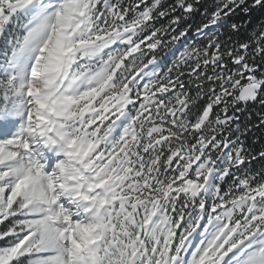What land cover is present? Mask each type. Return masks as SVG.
Listing matches in <instances>:
<instances>
[{
    "label": "snow or ice",
    "instance_id": "snow-or-ice-1",
    "mask_svg": "<svg viewBox=\"0 0 264 264\" xmlns=\"http://www.w3.org/2000/svg\"><path fill=\"white\" fill-rule=\"evenodd\" d=\"M259 128L264 0H0V264H264Z\"/></svg>",
    "mask_w": 264,
    "mask_h": 264
},
{
    "label": "trees",
    "instance_id": "trees-1",
    "mask_svg": "<svg viewBox=\"0 0 264 264\" xmlns=\"http://www.w3.org/2000/svg\"><path fill=\"white\" fill-rule=\"evenodd\" d=\"M203 3L207 6H210L212 0H203ZM260 13H254V17H259ZM200 17L197 16L194 18V23H198ZM261 111L258 105H250L248 110L245 111L242 115V119L247 122L249 117H251V121L255 123L258 120L257 113ZM245 143L248 147L252 148L254 151H258L261 148H264V128L254 129L252 133H250ZM264 164V161L253 162L251 167L255 169H259L261 165Z\"/></svg>",
    "mask_w": 264,
    "mask_h": 264
}]
</instances>
